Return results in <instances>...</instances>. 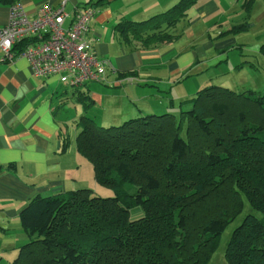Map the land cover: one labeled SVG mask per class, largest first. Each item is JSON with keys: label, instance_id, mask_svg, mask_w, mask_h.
I'll return each mask as SVG.
<instances>
[{"label": "trees", "instance_id": "obj_1", "mask_svg": "<svg viewBox=\"0 0 264 264\" xmlns=\"http://www.w3.org/2000/svg\"><path fill=\"white\" fill-rule=\"evenodd\" d=\"M109 1L85 5L96 12ZM197 1L179 0L140 21L123 19L114 34L136 49L173 42L179 36L173 29ZM26 2L0 0V5ZM249 4L243 6L244 21L207 37L216 41L248 30ZM27 42L14 45L16 56ZM258 53L264 56V42ZM76 88L73 99L84 112L92 100L87 90ZM178 108L108 127L77 116L74 136L60 132V152L73 143L92 165L96 185L113 195L79 188L34 196L19 212L26 241L10 264H207L245 204L249 209L233 229L224 257L227 264H264V89L257 94L210 84L178 100ZM135 207L142 215L129 219Z\"/></svg>", "mask_w": 264, "mask_h": 264}, {"label": "crops", "instance_id": "obj_2", "mask_svg": "<svg viewBox=\"0 0 264 264\" xmlns=\"http://www.w3.org/2000/svg\"><path fill=\"white\" fill-rule=\"evenodd\" d=\"M86 1L68 0L65 8L72 15ZM178 1L111 0L95 7L87 33L94 41L97 57L107 60L112 68L106 82L74 87L88 90L92 107L111 111L129 103L136 108L133 114L137 116L155 114L156 110L168 108L171 98L177 102L207 86L213 80L206 75L209 69L224 63L237 45L258 52L259 42L248 44L239 40L240 33L216 41H211L207 34L214 37L222 29L244 21L247 12L243 6L247 1L251 10L250 28L264 24L263 0H198L188 11L187 20L173 29L179 36L173 42L150 49L128 47L114 34L113 28L119 21L144 20ZM59 2L27 0L24 7L32 14L42 4ZM8 10L9 7L0 5V27L8 21ZM132 70L133 77L117 76L120 71ZM61 83L64 82L55 76H34L24 58L8 61L0 49V264L4 261L10 264V256L26 241L18 215L34 196L78 189L83 182L75 177L76 169L71 171L87 164L74 144L66 152H60V132L66 130L74 136L77 130L71 125L83 114L81 110L64 113L61 103L66 102L65 98H73L76 90L68 92L71 89ZM185 83L191 86L189 91L181 88ZM111 85L117 87V96L108 90Z\"/></svg>", "mask_w": 264, "mask_h": 264}, {"label": "built area", "instance_id": "obj_3", "mask_svg": "<svg viewBox=\"0 0 264 264\" xmlns=\"http://www.w3.org/2000/svg\"><path fill=\"white\" fill-rule=\"evenodd\" d=\"M42 4L30 14L23 4L9 7L8 21L0 27V49L4 59L24 58L34 76H55L70 86L81 87L89 82L103 83L112 66L97 57L94 41L87 35L94 9L85 3L70 15L65 6ZM69 23L65 25V21ZM25 38L23 51L15 55L14 45Z\"/></svg>", "mask_w": 264, "mask_h": 264}, {"label": "rangeland", "instance_id": "obj_4", "mask_svg": "<svg viewBox=\"0 0 264 264\" xmlns=\"http://www.w3.org/2000/svg\"><path fill=\"white\" fill-rule=\"evenodd\" d=\"M82 5L83 4L79 6L81 7ZM65 25H67V23H65ZM240 34L241 35L238 37L239 40L243 39L248 44L256 43L258 41L260 45L264 42V24H257L254 27ZM225 61H227V63H225ZM241 63L244 64L241 67H238V65ZM250 63L256 64L257 68L250 66ZM206 75L212 77L213 79L207 85L210 84L219 85L235 91L252 89L257 94H260L264 89V56L252 50H244L242 49V46L237 45L236 48H233L231 50V53L229 52L228 58L224 60V63H221L220 65L217 64L214 67H211ZM128 77H133V75L123 77V79H126ZM185 79L186 78H184L183 80ZM188 84L189 83H185L184 85H182L181 88L183 89V91H189L191 89V86ZM61 85H65L67 89H71L68 92H73L75 89L74 88L75 86L69 85L70 86L69 87L68 84L66 83H61ZM108 90L111 92V94H114L115 96L118 95L117 87L111 85L108 88ZM64 100L66 101V103L61 107L64 113L68 112L70 114L74 110L83 111L81 106L76 104L72 97L65 98ZM136 103L138 104V102ZM92 105H88L89 109L84 111L83 114L86 113L85 115H87L88 117H92L98 125H102L106 127L110 125H118L122 123L124 120L137 117V115H139V114H133L135 113L136 108L130 105L129 103H127L122 108L119 109L117 108L116 110H111V111L108 108L103 111L96 110L99 108V106L92 107ZM139 105H142V103L140 102ZM178 110L179 108H178V100H177V102H174L173 106L168 107L165 110H156L157 112L155 114L159 115L166 112H176ZM85 162H87V164L82 163L81 167L74 168L71 170L73 171L76 169L77 172L75 174V177L80 178L83 181L80 184L79 188L93 189V187L96 186L94 191H96L98 195L103 197L113 195V191L110 188L96 185V182L94 180L92 165H90L89 167L88 164L90 163L87 160ZM248 209H249L248 205L245 204L243 212L238 217H236L231 223H229L228 226L225 228V230L221 233V236L219 237L217 249L213 253L212 258L207 262V264H227L226 259L224 257V252L228 240L230 238L233 229L241 222L243 215L248 211ZM257 214L259 215V213ZM141 215H142V209L140 207H135L129 211V219H137ZM8 253L9 251H7V254ZM16 255L17 253L14 256H10L11 259H13ZM1 264H7V263L4 261Z\"/></svg>", "mask_w": 264, "mask_h": 264}]
</instances>
